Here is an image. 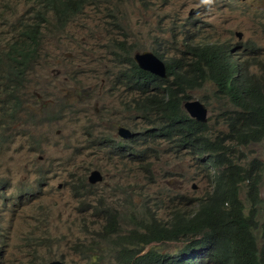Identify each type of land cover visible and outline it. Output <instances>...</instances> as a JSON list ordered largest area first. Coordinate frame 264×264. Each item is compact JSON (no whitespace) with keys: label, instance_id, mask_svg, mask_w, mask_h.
<instances>
[{"label":"rangeland","instance_id":"374dc122","mask_svg":"<svg viewBox=\"0 0 264 264\" xmlns=\"http://www.w3.org/2000/svg\"><path fill=\"white\" fill-rule=\"evenodd\" d=\"M248 1L87 0L61 27L45 0H0V56L22 47L23 31L35 23L38 12L45 16L24 81L23 76L12 79L0 71V228L8 237L0 264H44L53 259L95 264L81 253L92 242V233L105 224L100 200L125 216L122 230L130 229V207L139 215L155 213L166 223L178 212H194L195 201L212 189L203 168L207 155L194 156L191 149L163 140L140 142L141 131L149 125L124 111V103L134 95L122 86L113 89L121 71L114 45L124 41L134 51L161 49L167 60L181 56L186 41L180 26L193 17L199 20L194 24L199 30L191 35L193 26L192 37L230 41L237 57L260 74L262 67L252 66L250 46L264 53V21L257 20L264 15L246 10L242 3ZM8 83L17 85L13 109L1 91ZM214 89L206 83L194 92L195 99L207 102L211 126L222 107L212 95ZM119 126L136 133L137 141L128 147L145 153L141 160L99 145L97 139L104 135L123 140ZM243 150L250 159L264 162V141ZM94 170L104 177L96 185L88 183ZM85 179L88 188L76 195L74 188ZM154 249L167 254L177 248L160 244ZM101 264L120 263L110 255Z\"/></svg>","mask_w":264,"mask_h":264},{"label":"trees","instance_id":"16d2710c","mask_svg":"<svg viewBox=\"0 0 264 264\" xmlns=\"http://www.w3.org/2000/svg\"><path fill=\"white\" fill-rule=\"evenodd\" d=\"M86 1L45 0V7L54 13L62 27L73 19ZM44 17L38 12L35 23L21 34L22 42H25L23 48L15 47L7 54L4 71L10 73L12 79L23 76L24 81L31 68L36 53L34 45ZM114 48L120 52L114 56L121 71L114 80L113 89L122 86L126 92H131L134 97L124 103V111L152 126L141 131L140 142L163 140L178 149H191L194 156L204 158L207 155L203 168L212 180V189L195 201L194 212L184 215L178 212L169 223L160 220L155 213L139 215L134 207H130L126 215L130 225L128 230H122L120 221L125 216L120 217L115 207H104L100 200L105 224L101 231L92 233V242L82 250L83 255L96 264L110 255H116L120 264H264V198L260 197L258 187L263 182L264 174H259L263 164L252 161L244 166L241 161L248 156L243 152L238 154L237 150L238 146L264 139L262 80H253L248 72L241 74L234 64L204 58L206 50L194 52L198 72L216 83L218 93L243 108V112L227 114L231 135V142L227 144L225 138H213L207 125L196 122L182 110L173 87L138 68L133 60V45L121 41ZM213 53L207 50L208 55ZM182 67V61H179L175 68ZM204 67L207 72L219 69L217 73L207 75ZM170 73H174L172 66ZM15 86L8 83L1 90L11 99L8 105L11 103L12 109L13 102L17 101ZM149 115H154V119L151 120ZM136 141V133L130 142L114 141L106 136L98 139L99 145L106 144L112 153L119 152L129 159L141 160L145 153L128 147ZM246 182L250 204L240 198V186ZM80 183L81 187L74 188L76 195L89 186L86 179ZM160 244L176 245L177 249L172 253H160L154 249Z\"/></svg>","mask_w":264,"mask_h":264},{"label":"clouds","instance_id":"9594fccd","mask_svg":"<svg viewBox=\"0 0 264 264\" xmlns=\"http://www.w3.org/2000/svg\"><path fill=\"white\" fill-rule=\"evenodd\" d=\"M227 1H229V0H227ZM236 3L238 5L239 0H236ZM242 4H244V6L246 7V10H252V11H255L256 14L259 13L262 16L264 15V2H257L255 0H252V2L248 1V2H245ZM195 20H196V18L187 17L185 19L184 24H181V26H180V32L182 35H184V40L186 41V43L184 42V51H183L181 56H176V55L172 56L171 55L170 59L167 60L166 54L162 53L161 49L152 48L151 51H149V50L134 51L133 60H134V56L137 53L150 52L156 57L157 60L162 61L164 64V67H165L164 68V76H158V75H154L153 73H151L149 71H145V70L141 69L138 66V64L136 63V61L134 60V62L136 63V65L138 66V68L140 70L148 72V73L154 75L155 77L162 79L163 81L166 82V84L169 87L171 86L175 89V92L180 99L182 110L190 118L194 119L198 123H201L202 125H207L209 132L213 136V138L220 136V137L226 139L227 144H230L231 135H230V128H229L228 122L226 120L227 114L229 112H243V108L236 105L235 102L233 103L232 101H230L229 98L224 97L223 95L218 93L217 92L218 86L216 85V83L209 80L210 78L205 79L203 77V74L201 72H198V67H197V65H195L196 64V58L194 57V52L206 50V55L204 56V58H208L209 60H212V61L216 60L218 63L227 62L229 64H234V65H236L237 70L241 72V74L248 72L249 75L253 77V80L260 79V80H262L263 84H264V53H258L255 50L254 45L250 46V48H251L250 52L254 54V56L252 58L253 59V65L252 66H260L263 69L260 74L252 73L250 68L248 67L246 61L243 58L237 57V54H236L234 48L232 47V44L230 41H223V42H216V43L211 42L210 43V42H205L202 40H197V37H192L191 35H194L195 32H198V30H199V27L197 25L194 26ZM257 20L264 21V17L259 18ZM196 21L199 22V20H196ZM193 26H194V29L192 30L191 35H190L189 32ZM195 44H197V46ZM207 50H212V51H214V53L208 55ZM179 61H182V64H183V67L181 69L175 68ZM6 62H7V57H6V55L2 54L0 56V71L2 72V74H3V71L5 70L4 64H6ZM173 62H175L174 65H172ZM170 66H172V70L174 71V73H170ZM218 69H219V67H218ZM218 69H217V71H218ZM204 71L206 72L207 75H210L212 73H217V71L216 72H207L208 69L206 67H204ZM206 83H212L214 85L215 89H214V92L212 95H213L214 99H217L222 103V107H219L220 111L216 117V121L213 124V126L210 125L211 119H209V109H208V106L206 105L207 102H205L206 103L205 104L202 100L195 99V97H194V92L202 89V87ZM167 85H165V86H167ZM242 99L247 100L246 98H242ZM200 106H202L206 112L205 121H200L196 116H194L192 114V111L197 110ZM188 107H189V109H188ZM120 128L128 129L131 132V137H129L127 139L121 137L119 135V129ZM87 134H88V132H87ZM118 135L123 140L131 141V138L133 137V135H135V133L133 130H131L130 128H128L126 126H119L118 127ZM123 140H119V141H123ZM97 141H98V139H97ZM263 141H264V139H262L258 142H256V141L250 142L244 146H238L237 147V150H239L238 154L243 152L245 155H247L245 153V151L243 150V148H247L248 146L253 145V144L262 143ZM123 142H126V141H123ZM252 161H256L258 163L261 162L263 164V167H264V162L258 158L250 159L248 157L247 159L241 161V163H243L244 166H247V163L252 162ZM206 162H207V160H206ZM263 167L261 166V170L259 171V174H264V168ZM94 171H96V170H94ZM97 171H99V170H97ZM103 179H104V177H103ZM210 181H212V180H210ZM88 183H89V179H88ZM243 185H246L245 186V188H246L245 200H243L241 198L242 185L240 186V198L242 201H244V203L250 204L249 197L247 198L248 183L246 182ZM258 187H259L260 197L264 198V191H263V196H261V188L264 187V177H263V182L259 183ZM2 190L3 189L0 188V194H1ZM7 239H8V237L5 238V236H4V227L0 228V258H1V255L5 254L4 249L6 246ZM81 254L83 255V253H81ZM83 257L86 258L85 255H83ZM54 262H61L63 264H68L64 259H56V260L53 259V260H50L48 263L46 262L44 264H52ZM98 264H101V262H99Z\"/></svg>","mask_w":264,"mask_h":264},{"label":"water","instance_id":"95a60500","mask_svg":"<svg viewBox=\"0 0 264 264\" xmlns=\"http://www.w3.org/2000/svg\"><path fill=\"white\" fill-rule=\"evenodd\" d=\"M134 60L138 64V66L145 70L153 73L154 75L164 76V64L162 61L156 59V57L150 53H137L134 56ZM189 109V107H188ZM192 114L196 116L200 121H205L206 112L202 106H200L197 110L192 111ZM119 135L125 139L131 137V132L128 129L120 128ZM103 181V175L99 171H93L89 176V183L92 185H96ZM196 187H194L195 189ZM52 264H63L61 262H54Z\"/></svg>","mask_w":264,"mask_h":264},{"label":"bare ground","instance_id":"6f19581e","mask_svg":"<svg viewBox=\"0 0 264 264\" xmlns=\"http://www.w3.org/2000/svg\"><path fill=\"white\" fill-rule=\"evenodd\" d=\"M197 46V44H195Z\"/></svg>","mask_w":264,"mask_h":264}]
</instances>
